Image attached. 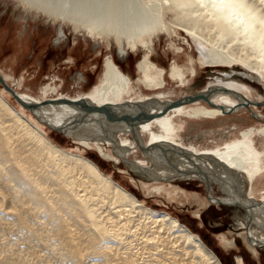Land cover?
<instances>
[{
    "label": "bare ground",
    "instance_id": "obj_1",
    "mask_svg": "<svg viewBox=\"0 0 264 264\" xmlns=\"http://www.w3.org/2000/svg\"><path fill=\"white\" fill-rule=\"evenodd\" d=\"M17 1L33 16L57 21L55 44L68 36L64 30L67 25L73 41L85 32L92 39L98 38L94 47L101 37L112 39L115 47L114 53L102 56L99 75L88 89L63 93L55 85L45 84L40 94L33 95L21 90V80L14 82L0 69L5 83L27 102L36 103L35 114L61 126L64 131H58L74 143L93 146L101 157L134 170L148 192L164 193L169 198L180 191L187 200L197 201L203 199L198 193L171 190L172 181H203L206 200L233 206V229L241 228L238 236L256 255L258 246L264 244V114L255 108L263 106L264 92L252 94L254 85L246 78L264 87V0ZM180 33L196 47L197 58L187 65L178 64L177 55L183 51L178 47L167 65L159 64L153 58L154 44L162 36L169 39ZM136 50L139 56L133 74L119 61ZM200 66L212 70L209 75L214 74V78L191 89L188 82ZM75 76L77 84L84 78L82 72ZM1 86L0 172H4V186L17 195L24 189L35 206L45 208L44 220L61 235L59 247L67 249L68 259L75 263L83 253L81 239L71 233L69 222L86 232L90 246L98 248L101 241L112 244L120 239L117 232L109 233L104 227V221L116 220L123 228L125 222L137 221L154 230L168 231V242L172 239L175 246L179 242L177 254L187 258L190 254L194 264H222L210 247L176 217L148 207L94 160L50 139L44 129L48 125L18 101L11 103L7 97L12 94ZM175 88L179 93L175 94ZM80 100L98 109L86 110L74 104ZM103 105L113 106L120 116H108L99 109ZM251 121L254 123L249 124ZM202 122L207 123L205 127L199 126ZM155 143L165 150L148 148ZM140 146L146 150L141 151ZM213 182L219 185L218 196L211 195ZM47 188L55 198L42 194ZM2 214L18 226L27 224L24 215L12 210ZM225 235L221 237L223 246H236L235 235ZM108 252L99 256L104 258ZM124 253L110 256L108 264H136L134 254ZM234 264L247 263L236 254Z\"/></svg>",
    "mask_w": 264,
    "mask_h": 264
},
{
    "label": "rangeland",
    "instance_id": "obj_2",
    "mask_svg": "<svg viewBox=\"0 0 264 264\" xmlns=\"http://www.w3.org/2000/svg\"><path fill=\"white\" fill-rule=\"evenodd\" d=\"M30 13L31 12H27L22 8L20 2L17 0H0V69L11 77L14 82L21 80V90L33 95L40 94L41 87L45 84L51 85V87L55 85L56 88L63 91V93H69L68 91L80 87L88 89L99 75L98 72L102 56L106 52L114 53V41L112 39L105 40L101 37L99 44L94 47L95 40H98V38L92 39L88 37L85 32L79 34L77 40L73 41V32L69 30L67 25H64L65 33L68 34V36L55 44V38L53 37H56L55 28H57V21L55 23L47 22L40 18V16H33ZM165 15L168 16V12ZM154 47L156 51L153 58L155 57L154 59L159 64L163 65H167L178 47L183 48V51L177 55L178 64L180 65H187L190 60H195L198 56L196 47L188 37L184 36V33H180L179 36L173 34L169 39H167L166 36H162L160 42L157 41ZM138 53V50L130 52L125 57L126 59L119 61L121 63L120 66L128 72L133 74L136 73L135 62L139 56ZM69 56L72 59L66 60ZM198 69L197 74L188 82L189 84L192 83L191 89L198 88L214 78V74L211 75L212 77L209 75L212 70H209L207 67L203 68L200 66ZM78 72H82L84 78L81 79L82 81H77L79 82L77 84L73 80L75 77L78 78L75 76ZM53 76H55L54 82L52 81ZM246 79L252 86L254 85L252 87V94L264 92V87L261 83L256 80L253 82L248 78ZM62 81H64V86L60 88L59 86ZM0 88H2L1 84ZM175 91H178L175 92V94H177L180 89L175 88ZM7 99L11 103H13V101L15 103L17 102L12 96H8ZM263 106L255 109H259L260 112L263 110L262 113L264 114ZM243 110L245 111V109ZM248 116L250 118V115ZM210 123L212 122H209V124ZM252 123L254 122L251 121L249 124ZM201 124L199 126H204L207 123L202 122ZM195 126L197 128L199 127L198 124H195ZM44 129L47 131L49 137H51L52 131V136H54L53 139L61 147L94 160L103 168L102 170L105 173L111 174L113 179H116L121 185L130 190L148 207L167 211L184 223L190 231L197 234L202 241L210 247L220 258L222 264H234V255L236 254H240L247 264H264V244L258 246V253L256 255L248 249L242 236H238L237 234L241 228H238V231L233 229V206L223 202L212 203L206 200L204 196H207V192L205 191L203 181L194 179L176 180L172 181L173 188H170L171 190L181 189L186 193L189 192L188 194H193L194 192L198 193L200 197L203 198H199L200 201L202 200L201 202L198 198L197 201L196 199L193 201L192 198L187 200L184 194L179 190V192L173 193L169 198L164 193H151L150 191H146L147 185L140 181V178L137 176L138 174L135 173L134 170H129L127 166L123 165L121 162L115 164L113 161L101 157L93 146H81L74 143L71 137L65 136L59 131L52 130L47 126H45ZM263 179L264 178H262V181L260 180L261 185H264ZM5 183L4 172H0V264H105V262L108 264L112 259L111 257L116 256L118 253L121 254V252L123 254L127 251L128 252L124 254H134L135 258L133 257L132 259L136 264H194L190 260V254L188 258L185 255L180 256L181 253L180 255L177 254L176 250L180 248L179 242H176V246L172 239L170 240L171 242H168V231L165 232L164 229L154 230L150 227L143 226L142 222L136 224L137 221L125 222L123 228L116 220H114L116 225L114 221L113 223H111L112 221H104V227H108V229H106L110 231L109 233L113 231L114 233L117 232V236L120 237L117 242L120 243L112 242L111 244V241L104 243L101 241V246L98 248L92 245L91 247V242L87 239L86 232L69 222L71 225L68 223V227H70L71 233L76 236V238L79 236L81 239L80 242L83 241L82 245L79 242V246L83 253L79 260L73 263V259H68L67 249L59 247L61 240L59 238H61V235L55 232V228L52 224L44 220L43 215L45 211H43V209L45 210V208L37 205L35 206V201L30 199V196L26 194L24 189L21 194L19 191L17 192L18 196L13 193V191L7 190L4 186ZM155 184L160 185L161 183ZM150 185L153 186L154 184ZM212 187L214 188L212 189L211 195L218 196L221 194L218 183L213 182ZM49 189L50 188L45 189L42 194H45L47 197L51 196L55 198L53 194H51V191H48ZM15 197L16 199L18 198V200H16ZM256 199L260 200L261 197L257 196ZM198 201L202 205L199 204ZM110 205L112 204L110 203ZM8 210L19 213L21 216L24 215L25 218H23L25 221L27 219L29 222L27 221V224L25 222L22 225L23 227L18 226L11 218L2 214L3 212H8ZM196 212L198 213L196 214ZM139 218L142 219L141 216ZM107 222L111 225L113 224V227L110 228L111 225L109 223L107 225ZM122 222L123 220L121 223ZM46 223H48V225ZM222 234L223 236L226 234V237L233 236L234 234L236 237V246H223L224 243L221 240ZM105 244L113 246L111 248V246L109 247ZM147 244L149 245L147 246ZM89 248L91 250H89ZM103 252H108L106 257H104L105 260L102 258ZM111 254H113V256ZM182 257L184 259H182Z\"/></svg>",
    "mask_w": 264,
    "mask_h": 264
},
{
    "label": "water",
    "instance_id": "obj_3",
    "mask_svg": "<svg viewBox=\"0 0 264 264\" xmlns=\"http://www.w3.org/2000/svg\"><path fill=\"white\" fill-rule=\"evenodd\" d=\"M0 82L12 94V96L15 98V100L18 101L19 103H21L26 109L31 111L37 117L38 120H40L43 123H45L46 125H48V127H50L51 129H54V130H57V131L59 130L61 132L64 131L63 129H61V126L53 125V123L48 121L47 118L41 117L40 115L35 114V110L34 109L37 107V104L36 103L27 102L25 99H23L16 91H14L11 87H9L5 83V81L3 80V78L1 76H0ZM74 104H76L77 106H81V107L85 108L86 110L87 109H98V106H95L94 104H92V103H90L88 101L80 100V101L75 102ZM99 109L102 112L103 111L106 112L108 114V116H110V117H117V115H119L118 114L119 111L117 109H115L113 106H110V105L109 106L108 105H103ZM77 119L79 120L81 118L77 117ZM125 119L130 121V120H133V117L130 118V116H125ZM79 121H81V120H79ZM140 147H141V151H145L146 150L145 147H143V146H140ZM148 148H151V149L155 148L156 150L162 149L163 151L165 150L163 148L162 144H159V143H155L153 145L151 144V145H149ZM120 156H122V155H120Z\"/></svg>",
    "mask_w": 264,
    "mask_h": 264
},
{
    "label": "trees",
    "instance_id": "obj_4",
    "mask_svg": "<svg viewBox=\"0 0 264 264\" xmlns=\"http://www.w3.org/2000/svg\"><path fill=\"white\" fill-rule=\"evenodd\" d=\"M65 136H66V135H65ZM53 137H54V136H52V131H51V137H50V138H51L52 140H54ZM54 142H55V140H54ZM55 143H57V142H55ZM98 165H99V164H98ZM99 166H100V165H99ZM100 167H101V166H100ZM101 168H102V167H101ZM102 169H103V168H102Z\"/></svg>",
    "mask_w": 264,
    "mask_h": 264
}]
</instances>
